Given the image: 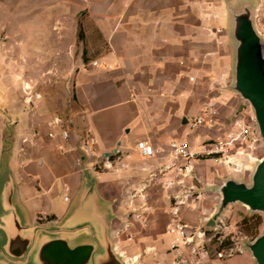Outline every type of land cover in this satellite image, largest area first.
Masks as SVG:
<instances>
[{
    "label": "crops",
    "instance_id": "crops-1",
    "mask_svg": "<svg viewBox=\"0 0 264 264\" xmlns=\"http://www.w3.org/2000/svg\"><path fill=\"white\" fill-rule=\"evenodd\" d=\"M225 25L223 0H0V155L3 147L10 154L30 223L65 214L82 164L111 202L112 233L120 232L114 218L124 216H146L149 224L163 218L165 229L174 213L190 227L208 222L219 197L204 188L240 174L205 156L143 157L135 143L166 147L183 139L199 150L224 135L241 105L223 89ZM44 73L45 82L28 81ZM23 83L40 96L25 101ZM207 100L216 108L211 125L191 129L188 121ZM89 134L97 141L93 156L82 147ZM180 165L186 170L175 177ZM179 198L186 203L175 205ZM136 233L135 240L145 235ZM175 238L166 232L162 247H173ZM224 264L253 261L240 252Z\"/></svg>",
    "mask_w": 264,
    "mask_h": 264
},
{
    "label": "water",
    "instance_id": "water-1",
    "mask_svg": "<svg viewBox=\"0 0 264 264\" xmlns=\"http://www.w3.org/2000/svg\"><path fill=\"white\" fill-rule=\"evenodd\" d=\"M229 49L230 80L226 89L248 103L263 154L245 179L226 175L204 190L219 197L207 226L227 207L240 205L264 221V38L255 25L257 0H223ZM228 120H226V123ZM9 152L0 155V264H127L117 253L111 232V202L96 188V177L82 164L80 185L65 214L46 224L30 223L19 203L8 167ZM241 248L253 264H264V223Z\"/></svg>",
    "mask_w": 264,
    "mask_h": 264
},
{
    "label": "built area",
    "instance_id": "built-area-1",
    "mask_svg": "<svg viewBox=\"0 0 264 264\" xmlns=\"http://www.w3.org/2000/svg\"><path fill=\"white\" fill-rule=\"evenodd\" d=\"M92 64L96 65V62H92ZM23 92L24 100L27 102L31 100L32 96H38L36 93L33 94L30 86L27 84L23 85ZM215 115V104L212 100H207L202 103L198 113L190 118L188 125L191 129H196L201 126H210ZM58 134L62 138H67L68 136L66 130H60ZM54 135V131L48 133L49 137H53ZM258 141L259 139L254 127L252 115L249 114L248 116L244 113L238 112V114L230 121L228 129L223 136L204 141L200 144L199 150L192 149L188 142L183 139L173 140L169 142L166 147H154L145 140H138L135 143V148L143 157L156 154H166L177 161L190 160L197 158L198 156L209 157L216 162L219 161L225 164L232 170V172L241 175L244 172H248V162L250 160L254 161L257 158L255 156V150ZM96 142L97 141L93 135L89 134L86 141L82 144L84 153L93 156V147ZM94 166L97 167L96 162L94 163ZM102 166L108 167L110 166V162L105 160L102 162ZM185 170L186 168L180 165L178 171H176L175 177L181 175ZM173 182L174 181H170L171 184H173ZM174 201L175 205L186 203L180 198L175 199ZM203 227V225L198 228L190 227L180 219L178 214L174 213L170 223L166 226V232L176 235L175 243L191 245L197 248L211 242L215 237L220 244L225 243V240L229 241L231 238L229 234L228 238L223 234V231L228 229V225L222 218L218 219L213 226H209L205 229ZM233 251L241 252V244L234 242L233 245H223V247L217 251V256L219 258L230 256Z\"/></svg>",
    "mask_w": 264,
    "mask_h": 264
},
{
    "label": "rangeland",
    "instance_id": "rangeland-1",
    "mask_svg": "<svg viewBox=\"0 0 264 264\" xmlns=\"http://www.w3.org/2000/svg\"><path fill=\"white\" fill-rule=\"evenodd\" d=\"M254 17H255V25L264 38V0H257ZM225 35H226V31H225ZM227 44L228 41H226L225 43V45L228 47ZM46 80H47V74L44 73V74H38V78H35V80L33 79L28 81L29 82L31 81V84H41L42 81L45 82ZM229 80H230V72H229ZM229 80L223 86V89L231 94H234L226 89ZM23 84H29V83H23ZM35 93L36 92L33 91V94ZM39 96L40 94H38V96L34 95L35 98H38ZM234 96H237L236 98H239L238 95L234 94ZM239 100L241 101V105L237 111L249 116V114H251V111L248 103L242 101L240 98ZM233 118L234 117L232 115L229 116V119H233ZM262 154H263V148L260 142L258 141V143L256 144L255 156L259 158L260 156H262ZM214 163H216L215 164L216 166H221L223 168H226L224 164L219 161L217 162L215 161ZM248 163L250 169L251 165L253 164V161L250 160ZM225 170L226 169H224L223 174L226 173ZM248 173L249 170L248 172H244L243 174L237 176H241L246 179L248 177ZM133 192L135 193L137 192V190H133ZM254 215H258L260 217L259 224L255 223V219L250 218L251 216ZM244 218L247 219V227L250 228L249 232L246 233L245 236L241 235V233L239 232L242 231L246 226V223L243 222ZM157 219L158 220H156V222H154L153 224H149L148 223L149 219L146 216L144 217L139 216L134 218H131L130 216H124V218H122L121 221H118L116 218H114L112 224L113 229L115 230L120 226V232L118 234L116 232L112 233L115 249L117 253H119L122 256V259H124L125 262L127 261L126 262L127 264H162V263L224 264L227 259L232 258L233 256H235L240 252L233 251L230 256H224L219 258L217 256V251L220 248H222L223 245L225 246L233 245L234 242L235 243L238 242L241 244L242 238L251 240L262 229L264 223L263 217L261 215L249 214L246 212L244 207L235 204L227 207L222 216L223 221L228 225V229L224 230L223 234H225L226 238H228V234L230 235L231 238L229 239V241L225 240V243L220 244L217 238L215 237L211 242L198 248L193 247L191 245H182L179 243H175L173 241L174 246L172 245L173 247L165 249V247L162 246L165 239L166 229L162 222L163 218H157ZM203 226L204 229L209 227L206 224H203ZM137 229L142 234L144 233L145 235L135 240L134 236H136L137 234L136 233ZM254 232L255 234H253ZM241 250H242L241 252H246L248 254V252L243 250L242 248ZM168 252H172L174 254L168 258L167 262H165L164 258L166 256V253ZM200 255H206V260L203 261ZM133 257H135L134 262L129 263L130 260H128L127 258H133Z\"/></svg>",
    "mask_w": 264,
    "mask_h": 264
},
{
    "label": "trees",
    "instance_id": "trees-1",
    "mask_svg": "<svg viewBox=\"0 0 264 264\" xmlns=\"http://www.w3.org/2000/svg\"><path fill=\"white\" fill-rule=\"evenodd\" d=\"M250 218H252V219H255V223L256 224H259L260 223V217L258 216V215H254V216H251ZM243 222L244 223H246V226L244 227V229L242 230V231H239L240 233H241V235H243V236H245L246 235V233H248L249 232V227H247V219H243ZM253 232V231H252ZM252 232H250V233H252ZM253 234H255V232L253 233ZM252 234V235H253Z\"/></svg>",
    "mask_w": 264,
    "mask_h": 264
}]
</instances>
